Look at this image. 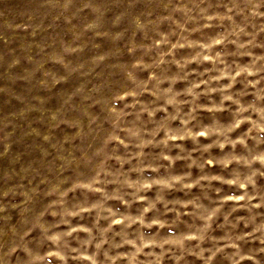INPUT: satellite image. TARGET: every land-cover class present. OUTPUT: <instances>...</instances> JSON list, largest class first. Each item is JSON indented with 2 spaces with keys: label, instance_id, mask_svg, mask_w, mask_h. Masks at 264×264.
Here are the masks:
<instances>
[{
  "label": "clouds",
  "instance_id": "1",
  "mask_svg": "<svg viewBox=\"0 0 264 264\" xmlns=\"http://www.w3.org/2000/svg\"><path fill=\"white\" fill-rule=\"evenodd\" d=\"M41 7L0 155L48 130L0 174V264H262L264 0Z\"/></svg>",
  "mask_w": 264,
  "mask_h": 264
},
{
  "label": "rangeland",
  "instance_id": "2",
  "mask_svg": "<svg viewBox=\"0 0 264 264\" xmlns=\"http://www.w3.org/2000/svg\"><path fill=\"white\" fill-rule=\"evenodd\" d=\"M42 0H0V88L6 89L0 91V121H3L8 117V113L15 112L23 105L20 101L14 98L13 93L16 95L24 96L27 95L25 89L26 85L23 81L17 80L14 83L10 82L6 77L5 72L7 62L14 55H23L21 52V45L27 44L30 41H39L41 36H45L46 33L40 32L35 37L30 35L32 31L31 26L41 22V14L44 9L41 7ZM107 15H111L108 13ZM49 19L45 17L43 23L47 24ZM28 25L29 27H25ZM163 28V26H162ZM68 36L65 37L67 39ZM98 42L101 44V49L110 46L109 42L98 38ZM35 45L31 48V52H35ZM126 58V57H125ZM22 60L12 71L19 73L24 67H27ZM57 67V66H53ZM60 86H58L59 88ZM63 87L67 88L68 85ZM10 90V91H9ZM57 89H54L55 93ZM49 106L55 105V96L49 100ZM206 116V114H203ZM39 117L38 112H30L27 114L24 120L16 119L15 130L12 136L9 138L12 142L9 147V151L0 155V174L5 170L12 167H19L20 164L26 163L36 153L27 151L26 146L30 145L33 140L36 143H40L39 137L32 135H23L29 127H35L41 132L47 131V122L41 124L39 121L31 123L35 118ZM63 127V126H62ZM9 128H4L0 131V136L5 132H8ZM67 131V129H65ZM56 136L62 135L60 129L55 130ZM16 153H20V159L15 163H10V157ZM182 162H177V170L180 169ZM215 170V169H213ZM47 219H51L50 217ZM16 221L15 212L12 213V220L10 223ZM6 239V237H4ZM262 264H264V256L258 257ZM247 264V262H246Z\"/></svg>",
  "mask_w": 264,
  "mask_h": 264
}]
</instances>
